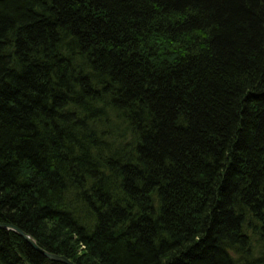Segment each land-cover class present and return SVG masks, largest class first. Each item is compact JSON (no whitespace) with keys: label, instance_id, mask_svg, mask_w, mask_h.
I'll list each match as a JSON object with an SVG mask.
<instances>
[{"label":"trees","instance_id":"1","mask_svg":"<svg viewBox=\"0 0 264 264\" xmlns=\"http://www.w3.org/2000/svg\"><path fill=\"white\" fill-rule=\"evenodd\" d=\"M0 223L74 264H264V0H0ZM0 264H62L0 229Z\"/></svg>","mask_w":264,"mask_h":264},{"label":"water","instance_id":"2","mask_svg":"<svg viewBox=\"0 0 264 264\" xmlns=\"http://www.w3.org/2000/svg\"><path fill=\"white\" fill-rule=\"evenodd\" d=\"M0 229H4V230H8V231H12L16 234H18L19 236H21L34 250H36L37 252H39L40 254L44 255L46 258H48L51 261L54 262H59L62 264H74L72 261H70L69 259H67L66 257H62L59 255H54L51 253H48L46 251H44L43 249H41L37 242L29 235H27L26 233H24L23 231H21L20 229H18L17 227L13 226V225H6V224H0Z\"/></svg>","mask_w":264,"mask_h":264},{"label":"bare ground","instance_id":"3","mask_svg":"<svg viewBox=\"0 0 264 264\" xmlns=\"http://www.w3.org/2000/svg\"><path fill=\"white\" fill-rule=\"evenodd\" d=\"M0 224H4V223H0ZM6 225H8V224H6ZM3 230V229H2Z\"/></svg>","mask_w":264,"mask_h":264}]
</instances>
